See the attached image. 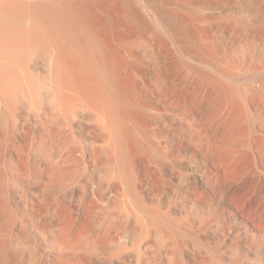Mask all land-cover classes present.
I'll return each instance as SVG.
<instances>
[{"label": "bare ground", "instance_id": "obj_1", "mask_svg": "<svg viewBox=\"0 0 264 264\" xmlns=\"http://www.w3.org/2000/svg\"><path fill=\"white\" fill-rule=\"evenodd\" d=\"M22 3L0 10V141L8 156L0 259L82 264L95 249L112 248L109 261L127 253L132 264H264V224L230 203L222 162L229 150L234 158L263 163L264 105L253 97L264 93V81L233 90L246 141L222 148L205 125L181 113L172 119L175 131L165 117L145 116L176 138L159 139L153 129L141 137L126 105L151 106L114 69L99 29L92 25L93 33L74 13L52 4ZM116 58L127 61L120 53ZM175 149L198 153L193 167L205 175L199 186L189 182ZM41 162H48L44 169ZM59 210L72 217L80 236L61 234Z\"/></svg>", "mask_w": 264, "mask_h": 264}, {"label": "rangeland", "instance_id": "obj_2", "mask_svg": "<svg viewBox=\"0 0 264 264\" xmlns=\"http://www.w3.org/2000/svg\"><path fill=\"white\" fill-rule=\"evenodd\" d=\"M20 2H24V5L26 3L28 7L32 3L30 7H33L38 2L39 4L44 2L43 5L52 4L62 12L77 14L76 17L74 14L70 15L78 19L77 21L85 22L86 27L90 31L92 29L93 33L100 32L96 35L102 38L103 45H106L105 50L108 51L106 53L109 59L115 64L114 69L120 73L126 86L134 83L132 87L134 86L137 93L141 94L140 101L148 102L147 104L152 108V110L144 107L142 109L137 104L126 105L127 114L131 116H129L130 125L138 130L141 137L144 134L151 135L153 129L159 139L176 138L164 131L161 122H150L145 116L148 117L153 113L152 115L165 117L171 129L175 131L179 126L173 123V118L181 113L180 115L199 120V123L205 125L208 134L212 138L215 137L214 142L216 141L215 144L218 146L221 144L224 145L223 147L226 144L231 146L233 145L231 142L239 144L238 139L240 143L246 141V137L245 140L243 137L248 136V129L238 109L240 103L233 90L238 86L249 85L250 81L251 86L254 87L264 81V0H0V10H9L12 6L22 5L23 3ZM92 25L99 30L93 31ZM119 53L127 60L124 65L116 58ZM128 80L131 82L129 83ZM263 95L264 93L259 94L258 100V96H255L256 99L253 97V101L257 105L258 103L260 106L264 105L262 103L264 101L261 100L264 98ZM130 107H133L132 110ZM134 121L137 124H134ZM155 127L157 129H154ZM0 137L2 139L1 134ZM0 143L1 150L3 143L1 141ZM178 150L174 151L179 152L184 158L183 172L189 176L187 177L190 183L194 181L199 186V177L204 179L205 175L202 173L201 175L200 172L195 173L193 167L194 159H198L196 156L198 153L193 149ZM2 151H0L2 157L0 175L4 182L0 180V187L6 188L3 187L5 189L3 192H1L2 187L0 188V195L7 193L3 167L8 156L4 157L5 153ZM226 151L222 152V162L226 166L229 179L226 190L230 203L255 218V222L257 220L264 224V161L254 165L249 161L252 160L251 157L245 160L241 156L238 157L243 159L234 158V152L233 155L231 152L228 153L229 150ZM140 159L136 160V163L140 165V169L141 167L143 169V159L142 163ZM47 163L41 162L40 168L44 169ZM8 188L12 187L8 186ZM26 190L33 192L29 187H26ZM47 193L51 192L47 191ZM226 207L227 212L236 214L230 206ZM178 212L173 210L175 214L180 212L184 214L185 210ZM0 217V227L3 228V215L1 214ZM57 218L62 235H68L67 237L72 239L80 236L79 227L75 226L72 217L65 210H59ZM237 221L240 222L238 219ZM1 241L0 236V243ZM109 250L113 252L112 248L95 249L92 259L82 264H119L124 263L122 259L125 257L124 264H132L133 260L130 259L131 257L129 258L131 261L128 260L127 253L123 254L125 256L122 255L120 260L116 258L114 260L112 255V260L109 261L110 256L106 255ZM109 252L107 254H110ZM141 252L149 254L144 248ZM149 258L151 259L148 256ZM185 259L189 263L192 262L187 256ZM0 264L7 263L0 259ZM140 264L146 262L142 260Z\"/></svg>", "mask_w": 264, "mask_h": 264}]
</instances>
